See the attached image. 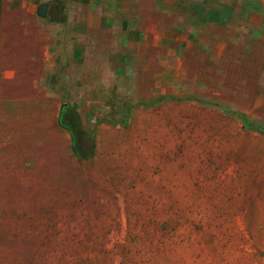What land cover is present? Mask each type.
<instances>
[{
	"label": "rangeland",
	"instance_id": "obj_1",
	"mask_svg": "<svg viewBox=\"0 0 264 264\" xmlns=\"http://www.w3.org/2000/svg\"><path fill=\"white\" fill-rule=\"evenodd\" d=\"M66 3L1 0L0 264H264V0H137L131 85Z\"/></svg>",
	"mask_w": 264,
	"mask_h": 264
},
{
	"label": "crops",
	"instance_id": "obj_2",
	"mask_svg": "<svg viewBox=\"0 0 264 264\" xmlns=\"http://www.w3.org/2000/svg\"><path fill=\"white\" fill-rule=\"evenodd\" d=\"M65 4V22L71 24L72 29L77 34L80 28V39L73 43L72 54L80 56L85 62L86 55L89 56V48L97 46V70L102 71L99 76L103 84L111 75L115 76L119 82L129 80L130 85L135 82L137 71H149V52L145 45V50L139 49V37L141 33L137 29L139 18L137 11V0H68ZM29 5L31 1H28ZM134 4L132 13L131 6ZM1 6V0H0ZM98 9V12L95 11ZM81 10V14H79ZM58 20H50L51 23ZM2 16L0 15V29L2 27ZM39 23H49L46 18L41 17ZM96 31V35L93 32ZM96 38V39H95ZM146 38V37H143ZM98 41L97 44L95 43ZM112 40L111 43L105 41ZM2 36H0V44ZM106 49H102V48ZM95 51V50H93ZM42 53L49 54L48 47L44 46ZM46 59V58H45ZM45 60H43L44 63ZM90 60L87 61L90 64ZM45 70H51V63L46 60ZM144 65L142 68L141 66ZM89 67V66H88ZM89 69V68H88ZM91 70L94 67L90 68ZM115 74V75H114ZM128 75V76H127ZM122 85V83H118Z\"/></svg>",
	"mask_w": 264,
	"mask_h": 264
},
{
	"label": "trees",
	"instance_id": "obj_3",
	"mask_svg": "<svg viewBox=\"0 0 264 264\" xmlns=\"http://www.w3.org/2000/svg\"><path fill=\"white\" fill-rule=\"evenodd\" d=\"M62 115H63V113H61L60 118L58 119V122H59L60 125L64 126V122L62 121ZM72 149L74 150V153L78 157H81V158H84V159L90 158V157H92L94 155V150L93 149L90 152H88V153L80 152V150H79L80 148L77 145L76 138H75L73 133H72Z\"/></svg>",
	"mask_w": 264,
	"mask_h": 264
}]
</instances>
